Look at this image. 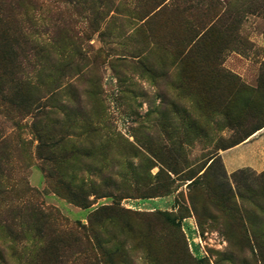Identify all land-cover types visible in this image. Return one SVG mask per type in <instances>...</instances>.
I'll use <instances>...</instances> for the list:
<instances>
[{
    "label": "rangeland",
    "instance_id": "1",
    "mask_svg": "<svg viewBox=\"0 0 264 264\" xmlns=\"http://www.w3.org/2000/svg\"><path fill=\"white\" fill-rule=\"evenodd\" d=\"M0 30V264H264V0H0Z\"/></svg>",
    "mask_w": 264,
    "mask_h": 264
},
{
    "label": "trees",
    "instance_id": "2",
    "mask_svg": "<svg viewBox=\"0 0 264 264\" xmlns=\"http://www.w3.org/2000/svg\"><path fill=\"white\" fill-rule=\"evenodd\" d=\"M27 41V38L24 40V37H18V35L10 33L7 30H0V77L6 73L8 62L12 61V59H17L21 55L25 49V44ZM35 41L36 38L32 39L30 42L33 43V46L31 47L32 50L38 49V44L34 43ZM10 82L15 85L14 95L20 93L24 86L30 84L29 78H27V76H19L17 78L13 77L11 78ZM260 127L261 126L255 128L254 131ZM60 191L72 202L84 208L90 206L91 201L89 200V197L91 195H94L95 197L97 196V192L94 187L89 192H83L80 190V194H77L75 191H73V189L65 186H60Z\"/></svg>",
    "mask_w": 264,
    "mask_h": 264
},
{
    "label": "crops",
    "instance_id": "3",
    "mask_svg": "<svg viewBox=\"0 0 264 264\" xmlns=\"http://www.w3.org/2000/svg\"><path fill=\"white\" fill-rule=\"evenodd\" d=\"M251 144V141L248 140L242 144H239L235 147H232L230 150V154L227 156V161H225L226 168L230 171H233L237 168L243 167V166H251L255 169H262L263 166H260V162L256 160V158H253L250 154L247 155H241L240 151L244 150V148L247 147V150H249V145ZM256 157V156H255Z\"/></svg>",
    "mask_w": 264,
    "mask_h": 264
}]
</instances>
